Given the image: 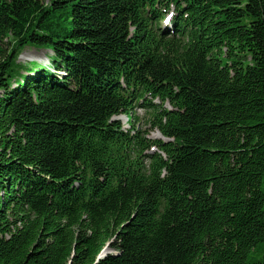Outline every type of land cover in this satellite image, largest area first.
Returning a JSON list of instances; mask_svg holds the SVG:
<instances>
[{"label": "trees", "instance_id": "obj_1", "mask_svg": "<svg viewBox=\"0 0 264 264\" xmlns=\"http://www.w3.org/2000/svg\"><path fill=\"white\" fill-rule=\"evenodd\" d=\"M0 264H264V0H0Z\"/></svg>", "mask_w": 264, "mask_h": 264}, {"label": "rangeland", "instance_id": "obj_2", "mask_svg": "<svg viewBox=\"0 0 264 264\" xmlns=\"http://www.w3.org/2000/svg\"><path fill=\"white\" fill-rule=\"evenodd\" d=\"M46 56H52V53L48 49H37L35 47L29 46L26 48L19 57L20 64L24 67L20 72H24L27 68H35L39 61H47ZM135 127L145 132H150V138L152 139H164L159 131H152L150 125L148 124L149 115L146 114L144 109L135 110ZM121 122L124 126V129L129 130L131 126L129 125L128 118L124 116L120 117ZM108 251L111 252V249L108 247Z\"/></svg>", "mask_w": 264, "mask_h": 264}, {"label": "water", "instance_id": "obj_3", "mask_svg": "<svg viewBox=\"0 0 264 264\" xmlns=\"http://www.w3.org/2000/svg\"><path fill=\"white\" fill-rule=\"evenodd\" d=\"M108 253H109V251H108V249H106V250L103 252V254H102V256H101V257H104V256H106Z\"/></svg>", "mask_w": 264, "mask_h": 264}]
</instances>
